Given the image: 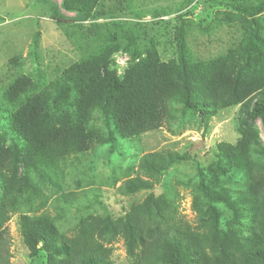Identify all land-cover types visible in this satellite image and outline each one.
I'll return each instance as SVG.
<instances>
[{
	"label": "trees",
	"instance_id": "trees-1",
	"mask_svg": "<svg viewBox=\"0 0 264 264\" xmlns=\"http://www.w3.org/2000/svg\"><path fill=\"white\" fill-rule=\"evenodd\" d=\"M54 2L49 9L58 28L66 21L60 9L73 14L80 56L46 83L17 75L1 93L0 264H12L6 223L14 214L29 255L43 252L45 264H122L110 259L108 246L119 238L127 264H264V142L256 126L259 120L264 131V0L218 1L226 9L218 20L239 23L242 37L208 59L188 53L187 22L180 19L170 38L172 56L165 60L158 36L141 21L143 11L116 13L136 19L129 32H119L127 20L95 22L104 16L97 9L102 0ZM123 3L113 12L129 8ZM86 21L94 28L82 31ZM117 52L128 56L120 75L112 59ZM231 106H238L239 138L219 143L207 167L196 163L194 224L179 214V193L160 181L190 155L168 150L139 156L135 175L127 170L121 193H147L119 216L88 213L66 235L44 211L50 199L44 188L48 183L53 190L60 163L70 156L86 154L95 143L157 129L177 114L189 113L207 125ZM93 113L106 135L90 124ZM156 185L164 190L159 195L152 192ZM55 189L56 199L68 204L57 208L67 211L74 194Z\"/></svg>",
	"mask_w": 264,
	"mask_h": 264
},
{
	"label": "rangeland",
	"instance_id": "rangeland-1",
	"mask_svg": "<svg viewBox=\"0 0 264 264\" xmlns=\"http://www.w3.org/2000/svg\"><path fill=\"white\" fill-rule=\"evenodd\" d=\"M59 0H0V96L7 84L17 75H28L39 85L52 80L62 69L77 60L80 51L75 38L80 33L74 25L73 14L60 9L66 21L55 25L50 13L51 2L58 5ZM102 0L97 7L103 11V18L96 23L118 22L127 23L116 28L117 31H130L133 16L116 14L144 12L141 21L146 24V30L159 38V52L162 59L172 56L170 38L180 19L187 22L186 50L196 59H208L226 51L227 47L242 37L239 23H222L220 12L226 10L219 0ZM48 4H47V3ZM129 2V8L113 12L117 3ZM158 13L157 15H153ZM161 12V13H160ZM115 14L114 18H109ZM166 14V15H163ZM162 15V16H161ZM112 20V21H111ZM83 24V25H82ZM81 24V30L94 28L88 21ZM70 35L67 36V34ZM66 35V37L64 36ZM68 37V38H67ZM114 67L117 74L123 72L128 56L117 52L113 54ZM90 121L93 127L102 131L103 122L93 113ZM170 120H165L157 129L143 132L130 138H118L116 142L106 141L95 143L84 155L70 156L60 163V174L54 181L53 190L46 184L44 192L50 195L44 211L55 220L60 230L66 235L74 232V226L80 217L88 213L95 215L123 214L131 203L140 202L147 191L134 195H124L120 184L125 174L132 168L130 174L137 172V159L144 153L168 150L180 154L189 153L190 159L172 167L160 181L166 182L179 193V214L191 224L195 223V213L191 210L192 199L191 181L194 177L196 163L207 167L215 161L218 144L236 143L239 138L237 128L238 106L219 110L212 116L207 125L196 116L177 114ZM261 141L264 142V131L260 121H256ZM106 129V128H105ZM144 177L143 174H139ZM117 180L113 184L114 180ZM80 183L78 187L76 184ZM61 186L62 193H73L75 199L67 211H60L59 202L55 195L56 187ZM163 187L156 185L152 190L155 195L162 193ZM217 207L222 210L219 205ZM57 215L60 217L57 218ZM223 222V219H222ZM10 236V262L12 264H45V255L40 252L37 256L29 255L22 242L18 226V214L12 215L6 223ZM112 249L110 259L114 263L127 264L128 258L119 238L109 245Z\"/></svg>",
	"mask_w": 264,
	"mask_h": 264
}]
</instances>
